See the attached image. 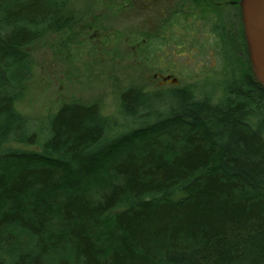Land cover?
<instances>
[{"label": "trees", "instance_id": "16d2710c", "mask_svg": "<svg viewBox=\"0 0 264 264\" xmlns=\"http://www.w3.org/2000/svg\"><path fill=\"white\" fill-rule=\"evenodd\" d=\"M68 1L0 0V264H264V87L251 73L221 101L188 86L131 87L115 116L66 103L41 132L17 111L29 47ZM112 150L107 188L78 189Z\"/></svg>", "mask_w": 264, "mask_h": 264}, {"label": "rangeland", "instance_id": "374dc122", "mask_svg": "<svg viewBox=\"0 0 264 264\" xmlns=\"http://www.w3.org/2000/svg\"><path fill=\"white\" fill-rule=\"evenodd\" d=\"M160 1L171 5L161 17L141 11L143 2L152 5L154 0H69L43 36L29 47L31 74L21 86L17 111L35 121L41 132L48 117L66 103L99 104L105 115L115 116L119 96L131 87L155 92L189 86L197 95L221 101L224 91L247 72L244 56L238 52L234 59L220 57L223 36L219 39L213 31L216 23L222 24L223 31L218 26L217 32L224 33V43L232 51L233 43L228 39L235 35L233 8L225 0H212L210 7L205 0H177L175 4V0ZM177 11L182 15L176 19ZM194 16L196 27L191 29ZM206 19L212 21L211 39L207 37ZM143 38L151 41L147 48ZM193 38L202 45L188 46ZM245 41L244 47L239 43L236 46L246 48L250 61L246 35ZM164 73L177 82L155 76ZM252 75L256 79L253 70ZM155 99L149 101L153 107L158 101ZM131 126L128 123L114 133ZM21 147L41 150L38 145ZM112 151L100 158L98 174L76 183L78 189L94 194V186L110 182ZM67 182L75 183L69 178ZM106 188L102 184L95 191ZM56 228L60 226L51 225L50 231Z\"/></svg>", "mask_w": 264, "mask_h": 264}, {"label": "flooded vegetation", "instance_id": "af4514ba", "mask_svg": "<svg viewBox=\"0 0 264 264\" xmlns=\"http://www.w3.org/2000/svg\"><path fill=\"white\" fill-rule=\"evenodd\" d=\"M177 0H175L174 4L176 3ZM209 7L211 6V3H212V0H205ZM240 1L241 0H229V1H224L226 2V4L230 5L233 10H234V14H235V20H234V30H235V35H232V37H230V40L228 39V41L232 44V51L231 49L225 45L224 41H225V35L224 33H222V35L220 33L217 32V27L219 26L220 29L223 31V28H222V24H219L216 23L214 25V33L215 35H217V37L220 39L221 36V44L223 46V48L220 50L221 54H220V57L222 59H225V58H228L229 56L232 57L234 59V56L237 54L241 55V56H244V59L246 61V65H247V68H246V73L243 74L246 75V74H250L252 75V70H251V64H250V61L248 59V55L246 56L245 52H246V48L241 50V47H244L245 46V32H244V25H243V21H242V10H241V4H240ZM170 3H167V4H161V1L160 0H154V2L152 3V5H148L147 3L143 2L142 5H141V11H145V12H152L153 15H157L158 17H161V14H163L162 11H167L170 9ZM163 7V8H162ZM160 9V10H159ZM159 11V12H158ZM181 11H185L184 9H181ZM181 11H177L176 13V19L178 18V16L181 17L182 15V12ZM151 13L147 14V15H150ZM179 17V18H180ZM191 21H193V26H191V29H195L196 27V24H195V21H196V17H192ZM205 25H207V28H209V33L207 34V37H209V39H211V28H212V21L210 19H206L205 21ZM196 39L193 38V41L192 43H190L188 46H192V47H195V46H200L202 45V42L199 41V39L197 38V40L195 41ZM151 41L148 42V40H146V38H143L142 40V43L143 45H145V47L147 48L148 47V44L150 43ZM145 43V44H144ZM236 43H239L240 46H236ZM231 46V45H230ZM224 49V54L222 53V50ZM148 51V50H146ZM149 52V51H148ZM194 51L192 50L191 51V54L193 53ZM247 53V52H246ZM192 56H194V54H192ZM156 77H159L162 81H167V80H172L173 82H177V79L175 77H172L171 74H167V73H164V74H156L155 75ZM253 76V75H252ZM255 80V79H254Z\"/></svg>", "mask_w": 264, "mask_h": 264}, {"label": "water", "instance_id": "95a60500", "mask_svg": "<svg viewBox=\"0 0 264 264\" xmlns=\"http://www.w3.org/2000/svg\"><path fill=\"white\" fill-rule=\"evenodd\" d=\"M240 4L252 70L264 87V0H241Z\"/></svg>", "mask_w": 264, "mask_h": 264}]
</instances>
